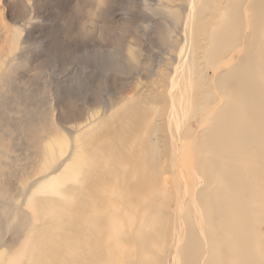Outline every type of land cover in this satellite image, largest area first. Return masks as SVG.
Wrapping results in <instances>:
<instances>
[{"label":"rangeland","instance_id":"1","mask_svg":"<svg viewBox=\"0 0 264 264\" xmlns=\"http://www.w3.org/2000/svg\"><path fill=\"white\" fill-rule=\"evenodd\" d=\"M190 1L0 0V264H44L37 260L35 248L46 249L55 240L62 246L57 264L64 257L71 258L72 264H82L83 259L84 264L177 263L174 249L184 225L179 218L182 188L173 157L185 139L174 147L170 119L178 115L171 108L173 85L187 48L184 24ZM209 1L216 5L220 0ZM203 3L199 7L209 19L226 8L228 0H221L219 7L206 8ZM175 10L180 12V21ZM209 40L201 29L192 40L193 51L197 44L204 48ZM202 51L197 50L201 58ZM200 66L207 69L204 76L212 87L208 91L217 95L215 86L224 78L215 74L214 65L204 61ZM225 76L232 79L231 72ZM134 116L140 119L136 127ZM157 124L165 128L153 136ZM185 131L175 134L181 132L183 137ZM90 135L108 148L111 143L117 152L113 164L118 180L108 182L105 177L104 190L95 193L105 216L100 222L105 226L102 231L110 230L109 209H120L121 217L129 210L132 222L116 223L118 228L128 227V238H104L90 231L92 236L85 239L82 233L89 234L85 227L78 231L81 238L67 241L55 229L51 213L62 219L67 216L61 203L48 204L45 198L65 199L53 190L63 181L72 160L61 153L62 147L68 152L78 144L91 148ZM152 136L162 157L158 166L143 155L149 152L146 139ZM110 150L104 154L109 156ZM59 155L57 163L54 160ZM143 161L151 166L146 169ZM142 168L145 174L138 192L134 181ZM155 168L161 171L157 180ZM222 169L215 168V186L221 181ZM117 194L124 198L122 204ZM130 199L139 207L126 202ZM153 202L150 216L156 223L145 246L135 233L145 225ZM161 221L166 224L160 225ZM248 228L264 247V215L251 213Z\"/></svg>","mask_w":264,"mask_h":264},{"label":"bare ground","instance_id":"2","mask_svg":"<svg viewBox=\"0 0 264 264\" xmlns=\"http://www.w3.org/2000/svg\"><path fill=\"white\" fill-rule=\"evenodd\" d=\"M201 1L206 8L221 5V0L216 5L210 4L209 0L189 2V12L184 22L187 48L178 76L174 78V103L171 108L172 111L177 109L178 115L170 119L174 141L171 140L175 142V147L179 139H185L176 148L173 157L174 171L182 188L178 193L179 205L182 206L179 218L184 225L178 233L180 239L178 237L179 242L174 249L177 255L175 264H264V247L260 245L262 243L256 232L248 228L251 213L264 215V0H228L227 7L221 9L218 15L212 13L209 19L202 15L203 7H199ZM174 13L180 21L179 10ZM201 29L210 39L204 48L198 44L196 46L198 51L203 49L202 58L199 57L200 52L193 51L192 46V40L197 38ZM202 61L208 66L214 65L215 74L219 73L224 78L218 83L220 86H215L217 95L208 91L212 87H208L210 83L206 82L204 74L207 69L200 66ZM228 72L232 74L230 80L225 78ZM156 110L155 113H159L160 108ZM160 114L157 116L161 117ZM120 118H124V115ZM132 120L134 127L140 124L136 116ZM125 122L128 123L129 119H125ZM164 128L165 125L157 124L153 128V136ZM184 129L183 137L181 132L175 134ZM153 136L146 139L149 152L143 155L150 159L151 164L158 166L162 157ZM90 137L91 148L78 144L77 149L68 152L66 147L65 150L62 147L61 153L64 151L63 154L70 155L72 160L65 168L63 181L53 190L60 191L58 193L63 194L65 199L45 198L48 204L61 203L67 216L62 219L57 213H51L56 218L54 223L58 237L67 241L73 237L81 238L78 231L88 227L89 234L82 233L85 239L92 236L90 231L104 238H128V233H125L128 227L118 228L116 223L132 222L134 217L129 210L123 211L125 214L121 217L120 209H109L106 219L110 223V230L102 231L105 226H101L100 222L105 216L101 199H97L95 193L104 190L105 177L108 176V182L118 180L113 164L117 152L111 143L108 148L96 141L94 136ZM109 149L107 156L104 153ZM61 155L54 161L58 163ZM105 157L108 159L104 160ZM150 163L141 162L146 169L151 166ZM216 167H221L223 176L219 185L215 186ZM155 169L153 176L157 180L161 171ZM143 171L142 168L134 181L138 192L142 190L139 182L144 177ZM125 174L127 171H123ZM118 196L122 204L124 198ZM45 200L43 197L41 202ZM126 202L134 201L130 199ZM155 204L153 202L147 211L145 225L135 233L145 246H148L151 238V226L156 223L154 217L150 216ZM134 205L139 207L135 202ZM200 213H203L202 218ZM63 221L65 225H62ZM162 224L164 226L165 221H161ZM48 245L46 249L35 248L36 254H39L37 260L44 264H57V254H60L62 246L58 240ZM150 251L154 253L152 249ZM154 257L155 260L159 259L157 255ZM85 260L81 263L84 264ZM72 261L64 257L61 264H72Z\"/></svg>","mask_w":264,"mask_h":264}]
</instances>
